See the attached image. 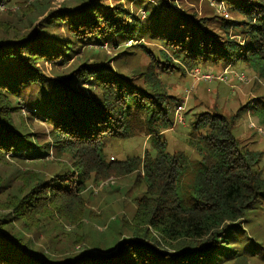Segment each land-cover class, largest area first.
I'll list each match as a JSON object with an SVG mask.
<instances>
[{
  "label": "trees",
  "instance_id": "obj_1",
  "mask_svg": "<svg viewBox=\"0 0 264 264\" xmlns=\"http://www.w3.org/2000/svg\"><path fill=\"white\" fill-rule=\"evenodd\" d=\"M214 1L241 17L236 22L221 19L216 26L220 34L167 0L146 4L145 22L121 2L67 5L58 0L43 18H29L23 25H16L15 12L33 14L50 0L20 5L15 12L9 10L11 0H0L6 9L0 11V164L7 156L40 164L50 154L67 159L52 176L23 178L17 187L0 175V264H239L260 258L239 251L246 248L240 240L246 213L264 203V172L255 168L261 152L240 146L232 133L233 119L216 111L196 114L189 145L197 157L169 153L163 131L172 127L179 100L165 94L153 70L156 61L149 62L144 87L110 66L103 50L99 61H89V54L98 55L89 49L74 62L79 45L117 48L146 37L162 46L159 64L167 72L196 66L226 69L244 62L264 78V0ZM240 27V41L228 35ZM44 64L50 67L47 72ZM20 97L47 125L48 140L27 132L24 122L14 123ZM140 134L150 137L154 155L107 158L110 140ZM135 171L145 190L135 198L127 238L115 236L97 254L55 260L50 242L45 252L26 235L48 221L58 232L66 223L83 224L79 194L88 181Z\"/></svg>",
  "mask_w": 264,
  "mask_h": 264
},
{
  "label": "rangeland",
  "instance_id": "obj_2",
  "mask_svg": "<svg viewBox=\"0 0 264 264\" xmlns=\"http://www.w3.org/2000/svg\"><path fill=\"white\" fill-rule=\"evenodd\" d=\"M35 1L44 2V0H11L9 10L15 12L18 7H21L20 5H31ZM56 1L58 0H50L44 5L41 4V8L34 10L33 14L22 10L18 13L15 12L14 16L19 17L18 20H20L19 24H15L23 25L32 17H38V20H40L45 16L46 10L54 8L55 3L53 2ZM66 1L68 2L67 5H74L78 2V0ZM104 1L108 4L121 2L130 14L134 17L139 16L143 22L146 21L144 7L148 2L150 4L155 3V0ZM167 1L177 8L206 20L208 27L215 32H219V34L220 31L216 26H218L221 19H229L233 22L241 20L240 16L230 12L222 3L217 4L214 0ZM13 2L16 3L12 4ZM3 7H0L1 12L6 10ZM225 13L227 17H225ZM25 31L26 29L17 33H24ZM60 31L61 34L66 36L64 28ZM142 31L144 32L143 29ZM241 33V27L233 28L229 30L228 35L231 38L236 35L235 40L240 41ZM139 44H142L143 47H137ZM124 45L117 48H112L110 44H104L103 46L93 44L85 46L82 44V47L79 45L80 50H77L74 62L76 57V60H82L85 51L89 49H94V54L98 52V55H94L93 58L91 57L92 54L88 53L89 61H99L102 59L100 53L103 50L110 61V66L125 75L131 76L136 83L144 87L143 80L148 71L149 62L156 61L153 70L155 76H159V82H162L165 94L177 98V101L179 100L173 107L174 122L172 127L163 131L166 150L169 153L183 152L191 158H196L194 146L189 145L190 131L192 130L190 123L198 113L216 111L229 120L233 119L232 133L239 140L240 146L261 152L260 161L255 168H261L264 172L263 77L252 71L249 65L244 62L236 63L226 69H221L218 65H214L213 68L196 66L192 69L186 68L184 73L178 70L170 73L163 70L159 64L160 60H163L159 57L162 46L156 41L140 37L129 40ZM42 68L46 69V72L50 69L47 64L42 65ZM69 68H66V71ZM17 102H19L20 107L13 114L14 123L19 126L24 122L25 125L23 126L27 127V132L39 134L42 141L48 140V127L38 116L31 114L32 104H27L26 99L22 97ZM146 152L154 155V151H151L150 137L143 134L128 139L110 140L108 148L105 150V154L109 159H123L126 156L142 157ZM49 159V161L40 164V162H32L31 160L13 161L7 156V160L2 161L0 164V175L9 180L12 187H17L22 184L23 178L28 180L33 176L42 178L52 176L57 171V166L62 168V165L67 161L63 156L55 158L52 154L49 155ZM144 190V182L137 171L122 176L110 173L97 182L90 179L84 192L79 194L82 198L81 204L85 208L83 211L85 218L81 222L83 224L73 227L66 223L61 232H58V228L57 230L52 228L54 223L48 221L44 222V227H41L35 234L26 233V235L33 240L35 247H43L42 249L45 252L47 244L50 242L51 245L48 249L52 248L50 251L55 260H62L79 253L93 252L97 254L99 249L104 250L102 245L108 244V241L115 236L124 239L131 235L129 221L135 211V198L142 195ZM242 226L244 232L241 234L240 240L241 245H246V248H241L239 252L247 253V255L254 253L260 258L254 259L251 257V259H246L244 262H239V264H264V203L246 213ZM235 262L237 261L230 260L222 264H238Z\"/></svg>",
  "mask_w": 264,
  "mask_h": 264
},
{
  "label": "built area",
  "instance_id": "obj_3",
  "mask_svg": "<svg viewBox=\"0 0 264 264\" xmlns=\"http://www.w3.org/2000/svg\"><path fill=\"white\" fill-rule=\"evenodd\" d=\"M224 15H225V17H227V14L226 13Z\"/></svg>",
  "mask_w": 264,
  "mask_h": 264
}]
</instances>
